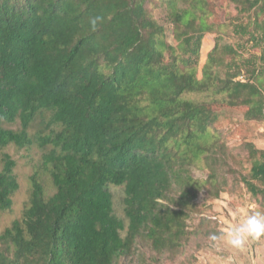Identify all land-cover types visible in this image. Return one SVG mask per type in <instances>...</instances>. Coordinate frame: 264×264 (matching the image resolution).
Wrapping results in <instances>:
<instances>
[{
  "label": "trees",
  "instance_id": "1",
  "mask_svg": "<svg viewBox=\"0 0 264 264\" xmlns=\"http://www.w3.org/2000/svg\"><path fill=\"white\" fill-rule=\"evenodd\" d=\"M150 1L0 0V211L12 209L19 189L6 149L30 157L36 149L41 169L29 176L20 216L0 230V264L174 258L190 235L219 234L204 217L189 231L187 219L201 189L217 197L224 188L220 171L238 174L264 210V150L246 144L250 167L234 172L213 129L217 113L196 97L243 105L246 118L264 120L262 80L253 69L244 81L223 71L221 55L238 51L227 45L220 55L217 42L198 78L201 36L210 30L205 0H166L175 46L149 15ZM97 15L103 22L93 31ZM261 23L250 33L259 48ZM201 162L204 181L191 174Z\"/></svg>",
  "mask_w": 264,
  "mask_h": 264
},
{
  "label": "rangeland",
  "instance_id": "2",
  "mask_svg": "<svg viewBox=\"0 0 264 264\" xmlns=\"http://www.w3.org/2000/svg\"><path fill=\"white\" fill-rule=\"evenodd\" d=\"M167 6L166 0H151L147 11L152 19L162 27L166 42L175 46L177 44L174 39L176 29L170 20ZM247 6L244 0L204 1L202 13L210 30L205 31L201 36L197 76L200 77V70L205 63L207 53L212 50L216 42L220 55L223 47L230 45L238 52L235 57L225 53L221 55L224 63L230 65L223 64L222 70L225 71L229 67L231 71L239 73L234 80L244 81L249 77V71L253 69L254 74L262 80L261 95L264 101V62L258 59L261 48H264V39L260 48L255 46L250 39L255 19L262 22L261 25L264 26V0H257V5L251 9ZM197 13L200 14V12ZM240 25L246 28L243 34H240L238 30ZM196 97H201L200 100L208 105L204 109L207 113L210 111L217 113L213 129L218 132L224 149L233 156V159H241L239 165L234 163L233 159L230 160L234 172L248 170L250 161L245 145L250 144L256 149L264 150V120L246 118V107L243 105L230 106L220 102L209 104L210 96L200 94ZM11 127L16 128L17 125ZM6 150L16 160L14 171L18 174L19 189L13 195L12 209L5 212L0 211V230L20 216L31 189L29 176L35 170L38 172L41 170L39 161L37 162L39 154L36 153V149L31 152V157L22 149L17 151L9 146ZM200 165L202 166L191 167V174L195 179L204 181L208 170L203 167V162ZM220 176L225 178L226 184L217 197L207 196L203 189L198 192L195 199L197 210L192 212L191 217L187 219L189 231L197 227L200 219L204 217L211 221L209 226L219 233L217 235H222L232 226L240 223L247 215L255 211L264 212L258 198L247 191L243 183L239 181L238 174H226L220 171ZM41 178L45 181L46 191L52 194L54 189L51 187L49 178L46 175ZM115 193L117 197L120 196L119 190ZM115 209L121 214L119 202H115ZM199 227L200 225L197 229ZM209 236L205 237L197 233L190 235L181 253L171 259L163 258L159 264H264V236L247 243L242 250L232 249L223 241H217L214 244ZM147 252L150 255L151 251ZM130 261L131 264H148V260H143L142 263L140 259Z\"/></svg>",
  "mask_w": 264,
  "mask_h": 264
},
{
  "label": "clouds",
  "instance_id": "3",
  "mask_svg": "<svg viewBox=\"0 0 264 264\" xmlns=\"http://www.w3.org/2000/svg\"><path fill=\"white\" fill-rule=\"evenodd\" d=\"M103 22V17L97 15L89 18L91 29L95 31L98 24ZM264 236V212L255 211L247 215L243 220L232 226L222 235L215 233L209 236V239L215 244L217 241H223L226 246L242 250L247 243L255 241Z\"/></svg>",
  "mask_w": 264,
  "mask_h": 264
}]
</instances>
